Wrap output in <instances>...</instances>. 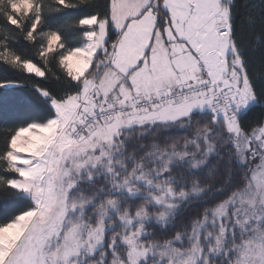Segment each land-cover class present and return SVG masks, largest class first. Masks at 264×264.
Masks as SVG:
<instances>
[{
  "label": "snow or ice",
  "instance_id": "6c2138e0",
  "mask_svg": "<svg viewBox=\"0 0 264 264\" xmlns=\"http://www.w3.org/2000/svg\"><path fill=\"white\" fill-rule=\"evenodd\" d=\"M0 264H264V0H0Z\"/></svg>",
  "mask_w": 264,
  "mask_h": 264
},
{
  "label": "trees",
  "instance_id": "16d2710c",
  "mask_svg": "<svg viewBox=\"0 0 264 264\" xmlns=\"http://www.w3.org/2000/svg\"><path fill=\"white\" fill-rule=\"evenodd\" d=\"M3 211H4V207H3V205H0V214H2Z\"/></svg>",
  "mask_w": 264,
  "mask_h": 264
}]
</instances>
